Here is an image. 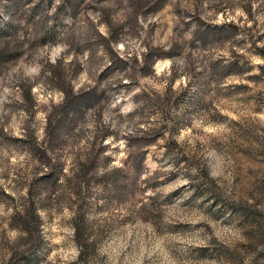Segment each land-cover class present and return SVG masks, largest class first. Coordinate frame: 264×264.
<instances>
[{"label": "rangeland", "instance_id": "obj_1", "mask_svg": "<svg viewBox=\"0 0 264 264\" xmlns=\"http://www.w3.org/2000/svg\"><path fill=\"white\" fill-rule=\"evenodd\" d=\"M2 48L0 264H264V0H0Z\"/></svg>", "mask_w": 264, "mask_h": 264}, {"label": "trees", "instance_id": "obj_2", "mask_svg": "<svg viewBox=\"0 0 264 264\" xmlns=\"http://www.w3.org/2000/svg\"><path fill=\"white\" fill-rule=\"evenodd\" d=\"M7 49H0V63L1 61H5V60H13L17 57V55H11L8 54ZM260 72H259V76H262L264 78V64L259 66ZM62 90L66 93V101L68 103L71 104L74 103L75 99H81L83 100L84 105H88L89 104V100H90V92L89 91H84L78 95H72L68 90H65L64 88H62ZM71 109V107H70ZM31 206H33L31 204ZM16 217L18 218L19 224L21 225V229L24 232V236L20 237L18 239L19 243L22 244H27L29 241L33 240L34 235L39 231V220H38V215L37 214H31L27 216V213H23L21 212V210H19L16 213ZM75 234H76V239L78 241V243L84 244L82 241L83 238V233L81 232V230L79 228H76L75 230ZM85 245V244H84Z\"/></svg>", "mask_w": 264, "mask_h": 264}]
</instances>
